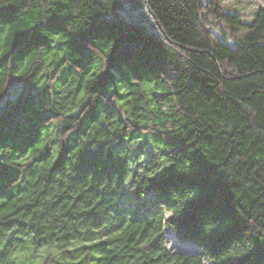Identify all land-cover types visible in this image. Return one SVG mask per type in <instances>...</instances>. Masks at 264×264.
I'll return each instance as SVG.
<instances>
[{
	"label": "trees",
	"instance_id": "trees-1",
	"mask_svg": "<svg viewBox=\"0 0 264 264\" xmlns=\"http://www.w3.org/2000/svg\"><path fill=\"white\" fill-rule=\"evenodd\" d=\"M0 4V264H264V7Z\"/></svg>",
	"mask_w": 264,
	"mask_h": 264
},
{
	"label": "rangeland",
	"instance_id": "rangeland-1",
	"mask_svg": "<svg viewBox=\"0 0 264 264\" xmlns=\"http://www.w3.org/2000/svg\"><path fill=\"white\" fill-rule=\"evenodd\" d=\"M224 5L228 11L236 12L240 15L243 20L250 21L253 19L257 10L264 7V3L261 0H216ZM166 237L168 246L170 249L176 250H187V251H198V247L189 240L180 237L173 229H166ZM39 254L36 258H38ZM27 260L29 258L28 254L20 256ZM212 264V263H206Z\"/></svg>",
	"mask_w": 264,
	"mask_h": 264
},
{
	"label": "snow or ice",
	"instance_id": "snow-or-ice-1",
	"mask_svg": "<svg viewBox=\"0 0 264 264\" xmlns=\"http://www.w3.org/2000/svg\"><path fill=\"white\" fill-rule=\"evenodd\" d=\"M261 2H262V3H264V0H261ZM0 7H3V5H2V4H0ZM21 74H23V73H21Z\"/></svg>",
	"mask_w": 264,
	"mask_h": 264
}]
</instances>
